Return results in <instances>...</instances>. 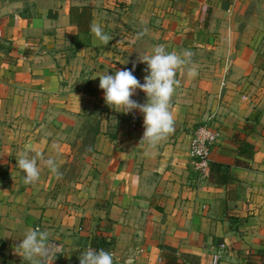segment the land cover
Here are the masks:
<instances>
[{
    "label": "crops",
    "instance_id": "obj_1",
    "mask_svg": "<svg viewBox=\"0 0 264 264\" xmlns=\"http://www.w3.org/2000/svg\"><path fill=\"white\" fill-rule=\"evenodd\" d=\"M235 5L0 0V264H27L15 248L35 227L66 257L104 237L114 264H210L217 251L219 264H246L264 251V67ZM83 7L87 31L70 20ZM94 23L112 37L108 45ZM160 44L190 50L193 63L176 75L174 132L153 147L141 140L143 114L110 108L98 76L135 64L142 84L147 65L138 58ZM131 99L147 97L137 89ZM201 125L220 132L206 176L189 154ZM236 139L254 148L241 158L247 167L234 165ZM26 145L54 158L61 176L38 162L39 181L25 184L16 159ZM222 167L230 178L218 184Z\"/></svg>",
    "mask_w": 264,
    "mask_h": 264
},
{
    "label": "clouds",
    "instance_id": "obj_2",
    "mask_svg": "<svg viewBox=\"0 0 264 264\" xmlns=\"http://www.w3.org/2000/svg\"><path fill=\"white\" fill-rule=\"evenodd\" d=\"M91 32L104 45H108L112 40V37L104 32L100 23L91 25ZM146 32L145 28L138 35L142 36ZM192 56L193 53L188 49L180 53L169 52L165 45L160 44L156 45L151 53L138 58L139 62L147 65L148 74L145 75L142 84L133 75L135 64L132 69L115 70L113 74L106 72L98 76L99 88L103 90L105 103L109 107L113 106L117 112L125 114L138 109L143 114L145 131L141 140L153 147L174 132L175 117L171 111V99L179 86L176 75L178 70L193 63ZM188 74L195 77L198 73L195 67H188ZM137 89L143 91L147 97L144 104L131 99ZM16 161L18 168L25 175V184H34L39 181L41 168L38 162H42L57 178L61 176L56 160L52 157L45 158L42 152H33L31 145L25 146ZM50 241H56V239L52 238L48 231L41 230L39 227L29 228L15 248V252L27 264H53L57 254H63V246ZM79 264H114V255L104 249L96 250L89 246L81 252ZM125 264H132L131 258L125 261Z\"/></svg>",
    "mask_w": 264,
    "mask_h": 264
},
{
    "label": "trees",
    "instance_id": "obj_3",
    "mask_svg": "<svg viewBox=\"0 0 264 264\" xmlns=\"http://www.w3.org/2000/svg\"><path fill=\"white\" fill-rule=\"evenodd\" d=\"M90 18V11L88 8L83 7L81 10L72 9L70 12V20L76 24L78 29L87 31L89 29L88 22ZM247 129V127H246ZM237 150V158L234 160V165L247 167V163L242 161L241 158L251 159L254 155V148L251 144L244 140L236 139L235 142ZM229 169L222 167L220 169L218 184H223L229 181ZM4 171L0 169V176L3 175ZM90 246L96 250L104 249L108 251L109 244L104 237L96 236L91 240ZM82 251H76L70 254L68 257L63 254H57L54 264H79V257ZM255 260H249L246 264H264V251L254 253ZM170 264V263H169Z\"/></svg>",
    "mask_w": 264,
    "mask_h": 264
},
{
    "label": "rangeland",
    "instance_id": "obj_4",
    "mask_svg": "<svg viewBox=\"0 0 264 264\" xmlns=\"http://www.w3.org/2000/svg\"><path fill=\"white\" fill-rule=\"evenodd\" d=\"M234 12L239 27L246 32L247 39L261 57L264 67V0H236ZM96 116L89 122L91 127L99 121Z\"/></svg>",
    "mask_w": 264,
    "mask_h": 264
},
{
    "label": "built area",
    "instance_id": "obj_5",
    "mask_svg": "<svg viewBox=\"0 0 264 264\" xmlns=\"http://www.w3.org/2000/svg\"><path fill=\"white\" fill-rule=\"evenodd\" d=\"M220 139V132L213 130L208 125H201L192 131L189 154L195 172L198 176H206L210 171L211 149ZM221 253L215 252L211 257L210 264H219Z\"/></svg>",
    "mask_w": 264,
    "mask_h": 264
}]
</instances>
